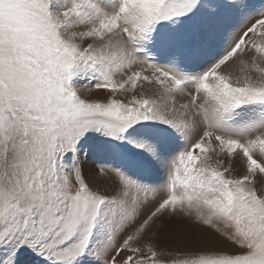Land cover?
Returning a JSON list of instances; mask_svg holds the SVG:
<instances>
[{"label": "snow or ice", "instance_id": "1", "mask_svg": "<svg viewBox=\"0 0 264 264\" xmlns=\"http://www.w3.org/2000/svg\"><path fill=\"white\" fill-rule=\"evenodd\" d=\"M0 264H264V0H0Z\"/></svg>", "mask_w": 264, "mask_h": 264}, {"label": "rangeland", "instance_id": "2", "mask_svg": "<svg viewBox=\"0 0 264 264\" xmlns=\"http://www.w3.org/2000/svg\"><path fill=\"white\" fill-rule=\"evenodd\" d=\"M183 230H185L184 226L180 224L179 220H177L168 226V230L166 231L164 238L175 243V238Z\"/></svg>", "mask_w": 264, "mask_h": 264}]
</instances>
